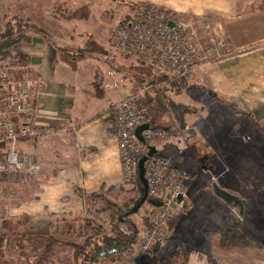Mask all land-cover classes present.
Segmentation results:
<instances>
[{
  "label": "crops",
  "instance_id": "0c3cea01",
  "mask_svg": "<svg viewBox=\"0 0 264 264\" xmlns=\"http://www.w3.org/2000/svg\"><path fill=\"white\" fill-rule=\"evenodd\" d=\"M140 4L164 7L176 17L188 19L195 30L202 60L177 84L156 77V85L147 86L126 67L123 53L119 56L114 51L115 26L127 23L130 9ZM8 14L26 21L25 33L30 37V42L14 47L27 56L25 63H17L14 73L34 79L32 103L52 117L43 121L49 125L48 132L18 143L19 150L36 156L40 172L25 185H16L12 192L17 193L16 202L10 210L0 212V221L9 217L23 222L22 230L32 240L55 242L56 237L73 234L82 242L85 236L75 226L82 222L91 226L87 222L91 218L100 219L104 234L111 232L114 207L121 208L112 200H121V193L116 192L129 186L123 183L114 107L135 93L138 81L147 86L144 100L152 124L165 135L163 141H156L157 155L174 165H178L180 152L176 144L192 137L184 135H193L184 129L192 116L188 108L194 106L193 95L213 108L230 103L250 123L264 124V0H0V38ZM113 68L119 85L107 90ZM162 101L173 104L171 112L163 108ZM177 123L183 126L177 128ZM215 126L217 129L203 134L208 149L220 153L208 159L211 170L225 165L229 157H219L225 135ZM228 142L234 146V141ZM130 187L134 193L126 206L142 195L139 180ZM229 187L220 186L231 193ZM205 190L209 193H188V216L172 220L168 237L153 246L151 259L155 264H264L258 258L264 257V212L263 216L252 213L251 220L240 213L242 218L235 220L236 226L227 234L233 217L228 204L213 188L206 186ZM19 201L22 205L17 206ZM144 204L151 210L158 205L149 196ZM135 224L136 230L146 225L142 217ZM0 229L4 232L1 224ZM22 242V237L15 240L14 258L24 251Z\"/></svg>",
  "mask_w": 264,
  "mask_h": 264
},
{
  "label": "built area",
  "instance_id": "2783aa9c",
  "mask_svg": "<svg viewBox=\"0 0 264 264\" xmlns=\"http://www.w3.org/2000/svg\"><path fill=\"white\" fill-rule=\"evenodd\" d=\"M174 25L170 26L169 22ZM112 40L123 54L142 63L152 71L168 73L173 79L186 76L202 60L201 47L189 21L176 17L170 10L155 4H140L124 25L115 29ZM115 72L106 89L118 87ZM35 81L30 76L17 77L6 67H0V176L18 178L23 183L35 177L40 166L36 156L21 152L18 143L38 138L49 131L43 123L52 117L36 107L31 100ZM146 85L123 97L114 107V132L119 142L123 183L138 180V162L148 156L149 146L165 138L164 132L152 124L144 100ZM149 124L142 132L144 142L136 137L137 127ZM148 196L157 201L149 215L148 224L138 230L133 247L121 254L115 264H150L152 248L163 243L169 235V225L183 208L184 173L169 158L154 155L145 162ZM181 196V200H179Z\"/></svg>",
  "mask_w": 264,
  "mask_h": 264
},
{
  "label": "rangeland",
  "instance_id": "374dc122",
  "mask_svg": "<svg viewBox=\"0 0 264 264\" xmlns=\"http://www.w3.org/2000/svg\"><path fill=\"white\" fill-rule=\"evenodd\" d=\"M136 7H132L130 9L131 14ZM118 19V13H116L115 21ZM182 19L189 21L186 18ZM17 26L22 29V31L27 30L26 21H22L20 17L9 16L8 14L6 21L3 23L2 33L5 34L8 30L16 31L18 29H16ZM117 26H115V29ZM113 45L115 53L120 56L122 51L115 40H113ZM123 55L127 58L125 62L127 65L126 67L131 70L133 76L138 75L140 78H142V76L152 77L151 70H149L148 67L142 65V63L138 62L131 56L125 54ZM17 63L19 62L16 59H9L7 62L2 64L3 66L1 67H6L8 70L16 72L15 69L17 68ZM113 70L116 73L115 68H113ZM158 73V75L162 74L160 75L162 79L169 78L173 82V76L171 74L165 72ZM141 85L142 83L138 81V85L135 87L136 89L134 92H137ZM196 97H198V95L190 97V101L194 102V106L192 108H188V111L192 116L189 118L187 127L184 128L187 133L192 132L193 135H184V138H189L190 136L192 137L182 145L179 143L176 144V147L180 149V152L176 158L178 165H173L176 166L179 171L184 173L182 193H185L186 197L183 208L178 211L175 218L179 215L181 217L188 216L189 210L185 206L186 203L189 202L188 193H209L205 190L206 186L210 189L213 188L214 184L220 187L223 183L230 186L229 190H231V193H235L234 195L238 196L240 200L242 199L241 201L244 203L243 218L251 220L250 216L255 212H257V215L260 214L263 216L261 212H264V124L256 126V124L250 123V120L230 103H222L221 106L218 104L217 107L213 108L211 104H206V102H203L202 100L199 101ZM187 100H189V98H187ZM161 123L164 125L170 124L165 122ZM177 124L178 126H174L179 128L180 123ZM215 125L220 127L219 132H223L225 135L224 141L219 146L222 153L219 157L225 158V156L228 155L229 157L225 160V165L217 167L215 170H211L207 167L209 162L208 159H212L213 154L218 155L219 149H217L218 151L208 149L209 147L204 142L205 138L203 137V134L208 133L207 131H210L211 128L212 130L217 129ZM196 129L199 131L197 134L195 133V131H197ZM200 131L202 132L200 133ZM213 136L216 135L213 133ZM229 139H231L232 142L234 141V146H229ZM157 140L163 141V138H159ZM240 151H243L242 154H237V157H235V153H239ZM251 153H253V155H250ZM251 158H253V160H251ZM252 161L253 164H251ZM236 163L238 165H236ZM235 179L237 180L235 181ZM16 180H18V178L0 176V212L11 209L12 204H14L17 200V197H14L17 193L12 192L18 185H25L29 179L23 183H17ZM116 193H121L122 198L121 200L115 199L112 201L123 209V212L118 214L119 220H117V222L123 220L128 222V220H126L128 219L126 213H128L135 206V203L139 200V196L136 200H132L129 206H126L128 197L132 196V193H134L132 187L129 185ZM137 193L139 192L137 191ZM199 195L201 194H198L197 196ZM22 202L23 201H19L17 206L22 205ZM228 207L232 216L240 217L238 207L229 204ZM254 207H257L260 210H256ZM151 211V208L147 204L142 205L138 212L129 216L131 223L136 227L135 223H138L140 217H147V221L144 222L147 225ZM133 221L135 223H133ZM87 222L90 223L91 226H88L83 222L75 226L76 231L85 236L82 242L73 234H64L56 237L57 241L52 242L48 238H38L34 240L28 238L22 230L23 222L10 221L9 217H4L0 221L1 228L9 235L4 250H0V253L2 254L0 264H82L78 255V259L73 260V251L70 244H84L83 242L85 239L88 236H95L97 228L102 225V223L97 219L91 218ZM68 227L69 224L67 225V228ZM128 227L132 228L133 226L131 225ZM135 227H133L134 230L132 234L136 236L138 229L136 230ZM242 227L245 229L246 225H243ZM124 229H127V227H124ZM11 234H14V236ZM19 237L23 238L22 243L24 251L20 252L19 258H14L15 240ZM26 250L29 251L27 252ZM258 258L264 259L262 255H259Z\"/></svg>",
  "mask_w": 264,
  "mask_h": 264
},
{
  "label": "trees",
  "instance_id": "16d2710c",
  "mask_svg": "<svg viewBox=\"0 0 264 264\" xmlns=\"http://www.w3.org/2000/svg\"><path fill=\"white\" fill-rule=\"evenodd\" d=\"M31 28L36 32L42 34L43 36H48L41 29H37L33 27ZM25 32L26 30L22 31V29L20 28H18L16 31L8 30L0 38V67L3 66L2 64L7 62L9 59H16L18 60L19 63L22 64L25 63L27 56L15 52L14 50V47L19 42H30V37ZM152 73L153 71L151 70V74ZM160 75L157 77L154 73L152 77L142 76L143 79L142 82H144L147 86H155L156 85L155 80L162 79ZM155 76L157 77V79H155L156 78ZM184 78L185 76H181L179 79H173V83L177 84L180 79H184ZM161 104L163 105V108L166 111L171 112L172 109L171 107H173V104L165 101H162ZM182 126L183 125H181V127ZM122 212L123 209L114 207V213L112 216V229L109 234H104L103 226L100 225L97 228L95 236H88L83 242L84 244H73L76 255L79 256L82 262L86 264H104L108 261L110 264H115L122 253L133 247V244L135 242V235H133L132 233L134 230L133 227L135 226L131 223V219L129 218L130 215H126L128 216L127 217L128 219H126L128 220V222L124 220L117 222V220H119L118 214ZM239 215L240 217H236V216L232 217V225L231 226L228 225V229L226 232L227 234H229L236 226L235 220H237V218H242L240 211H239ZM145 221H147V217L143 218V222ZM126 224H128L129 226L132 225L133 227L131 228L127 226V229H124ZM6 236L7 234L1 231L0 229V247L3 246ZM150 264H155L154 258L150 260Z\"/></svg>",
  "mask_w": 264,
  "mask_h": 264
},
{
  "label": "water",
  "instance_id": "95a60500",
  "mask_svg": "<svg viewBox=\"0 0 264 264\" xmlns=\"http://www.w3.org/2000/svg\"><path fill=\"white\" fill-rule=\"evenodd\" d=\"M169 25L173 26L174 23L171 21V22H169ZM149 128H150L149 124H144V125L137 127L136 137L141 142H144V140L142 138V132L148 130ZM156 154H157L156 147L155 146H149L148 156L142 157L138 162V180L143 185L142 190H141L142 195H141L140 199L135 203V206L127 213V215L135 214L148 198V185H147V181L145 178V166L144 165H145V162L147 160V157H152ZM213 191L220 199H222L227 204L238 207L240 210V213L243 214V203L239 199L238 196H235V195L227 192L226 190L220 188L216 184L213 185ZM179 200H181V196H179Z\"/></svg>",
  "mask_w": 264,
  "mask_h": 264
}]
</instances>
